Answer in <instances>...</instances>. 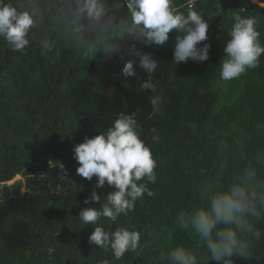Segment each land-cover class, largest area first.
I'll return each mask as SVG.
<instances>
[{
    "label": "trees",
    "instance_id": "obj_1",
    "mask_svg": "<svg viewBox=\"0 0 264 264\" xmlns=\"http://www.w3.org/2000/svg\"><path fill=\"white\" fill-rule=\"evenodd\" d=\"M4 2L23 4L39 25L23 52L0 38V264H166L159 257L176 246L194 252L198 264H218L178 217L210 208L214 196L235 187L249 210L237 216L239 227L218 225L213 238L235 231L245 251L232 264H264V54L257 68L231 81L220 79L219 68L236 16L257 19L264 45V0H173L177 11L192 8L205 19L208 39L198 47L211 46L207 61L178 64L175 31L165 45L145 46L125 30L126 0H99L98 18L80 12L83 0ZM136 51L159 65L153 79L164 101L154 115L151 92L139 89L147 73L134 64L135 78L120 75L125 61L138 64ZM133 112L157 163L156 182L138 183L154 194L115 222L84 224L80 211L99 210L114 189L80 177L73 149L107 131L119 113ZM93 190L100 202L85 205ZM97 226L138 231L137 249L117 259L110 247L89 244Z\"/></svg>",
    "mask_w": 264,
    "mask_h": 264
},
{
    "label": "clouds",
    "instance_id": "obj_2",
    "mask_svg": "<svg viewBox=\"0 0 264 264\" xmlns=\"http://www.w3.org/2000/svg\"><path fill=\"white\" fill-rule=\"evenodd\" d=\"M80 3V0H77ZM126 8L131 18V25L126 27L130 34H136L145 46H163L169 40V33L175 31V48L173 61L175 63L204 62L209 59L210 45L201 42L208 39L209 25L205 19L194 9L189 8L187 14L177 11L173 7V0H126ZM90 18H98L102 7L99 0H83L79 9ZM258 21L254 16H236L224 48L225 57L220 65V79L223 81L234 80L245 74L250 69L258 67L260 57L264 54L257 30ZM39 25L35 13L27 10L23 4L5 3L0 0V38H2L14 51L23 52L30 44L28 36ZM138 58L127 60L123 63L120 75L124 79L135 78L134 64L145 73L148 78L142 81L139 89L151 92L149 101L152 114L160 110L164 96L159 91V80L153 79L159 65L150 54L136 51ZM137 113H119L107 131L92 138L84 137L82 143L73 149L74 159L78 163L77 174L92 181L97 178L95 188H103L106 184L112 190L107 195V202L99 210L91 207L83 208L79 219L84 224H97L102 217L117 221L121 214L127 215L133 210L135 202L149 190L147 183H138L146 178L148 183L156 182L155 169L157 163L152 151L146 145L140 134V124L136 119ZM156 132L155 128L151 129ZM153 139H158L153 136ZM63 168V165H60ZM100 196L95 190L84 204L100 202ZM245 192L235 187L230 193L214 196L210 201V208H197L190 214L181 212L178 217L179 227L190 229L203 241L212 261L232 264L234 253H244L237 234L232 230L215 231L218 225L236 224L239 227L237 216H242L248 211ZM141 235L138 231H130L118 227L115 231H105L102 226H97L89 236V244L107 250L111 248L115 258L120 259L128 251H135L139 245ZM159 259L166 264H198L194 252L183 246H176ZM103 264H109L107 260Z\"/></svg>",
    "mask_w": 264,
    "mask_h": 264
},
{
    "label": "rangeland",
    "instance_id": "obj_3",
    "mask_svg": "<svg viewBox=\"0 0 264 264\" xmlns=\"http://www.w3.org/2000/svg\"><path fill=\"white\" fill-rule=\"evenodd\" d=\"M100 91H102V88H99ZM22 177L21 176H17L12 182L9 183V185H13L16 181L21 180ZM23 191H25V188L23 189Z\"/></svg>",
    "mask_w": 264,
    "mask_h": 264
},
{
    "label": "water",
    "instance_id": "obj_4",
    "mask_svg": "<svg viewBox=\"0 0 264 264\" xmlns=\"http://www.w3.org/2000/svg\"><path fill=\"white\" fill-rule=\"evenodd\" d=\"M259 4H260V3H259ZM260 6L264 8V5H263V4H260Z\"/></svg>",
    "mask_w": 264,
    "mask_h": 264
}]
</instances>
